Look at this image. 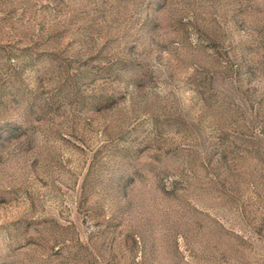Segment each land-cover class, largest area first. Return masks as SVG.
Wrapping results in <instances>:
<instances>
[{"label":"rangeland","instance_id":"374dc122","mask_svg":"<svg viewBox=\"0 0 264 264\" xmlns=\"http://www.w3.org/2000/svg\"><path fill=\"white\" fill-rule=\"evenodd\" d=\"M0 264H264V0H0Z\"/></svg>","mask_w":264,"mask_h":264}]
</instances>
